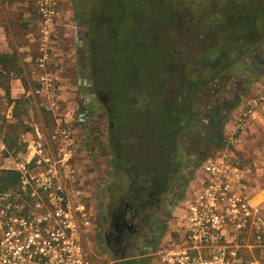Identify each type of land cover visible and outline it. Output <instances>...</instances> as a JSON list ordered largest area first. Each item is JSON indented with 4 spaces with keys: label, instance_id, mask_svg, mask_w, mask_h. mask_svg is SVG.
Returning <instances> with one entry per match:
<instances>
[{
    "label": "rangeland",
    "instance_id": "374dc122",
    "mask_svg": "<svg viewBox=\"0 0 264 264\" xmlns=\"http://www.w3.org/2000/svg\"><path fill=\"white\" fill-rule=\"evenodd\" d=\"M40 1L35 0L29 6L34 15L31 29L37 32V41L33 46L26 44L28 50L17 51L12 58L21 67V75L31 81L29 89L34 93L30 96H38L35 89L43 86L48 91L47 97L64 96L72 103L64 107L63 116L54 111L59 108L56 97L47 98L48 102L50 100L49 104L39 97L36 100L32 98V104L31 100L19 103L18 109L22 115L20 120L13 123L12 113L0 116V146L4 144V152L9 151L15 155L24 150L21 135L29 131L33 134L29 135L32 139L38 134L45 139V134L46 140L52 142L60 139L57 130L61 132L65 129L68 133L69 129L77 126L79 131L81 127L91 131L95 154L90 155L92 157L89 162H85L84 171L89 177L84 183L90 185L91 195H86L84 201L94 222V232L90 239L92 241L94 237L96 240L97 251L107 253L101 249L100 238L107 226L108 207L114 206L117 196L123 192L121 187L114 185L113 155L109 144L110 112L117 106L127 114L130 104L124 98L139 96L141 87L159 77L158 71L163 68L161 58L167 54L166 49L186 57L191 52L202 53L211 45L207 39L214 41L224 30H217L214 37L212 32L206 34L208 20L211 25H220L222 11L231 12L227 15L233 19L238 15L233 11L242 10L243 5L248 6L251 11L260 9L264 6V0H50L54 10L50 20H46ZM101 15L103 20L109 19L111 23L101 26L95 33L97 39L93 43L90 39L92 27ZM113 20H119L118 24H112ZM40 22L43 23L41 30L37 25ZM23 31L25 34L27 32L26 29L22 30L17 36V44L23 40ZM248 63L252 65L255 62L247 57L242 58L232 79L241 80V73L246 70L245 64ZM180 66L184 67V64L181 63ZM230 74L232 70L225 72L227 78ZM251 74L247 73L244 78ZM169 81L171 84L177 83L176 76H172ZM258 81L264 83V73L251 84L249 91ZM249 91L244 96H248ZM219 95L221 94L213 96L217 98ZM202 96L206 94L203 93ZM81 113L88 116L86 123L81 122ZM127 134L125 132L126 136ZM223 156L244 169L245 189L255 192L264 188V180L259 177L254 179L255 171L251 168L254 163L246 161L235 149L227 146L211 149L202 163L210 158ZM202 163L198 156L192 154L188 157L185 172H191L193 166L198 169ZM248 174L250 176L246 177ZM205 177L207 176L202 171H194L189 182L173 185L165 196L162 210L156 214V218L165 226L160 238L164 253H167V244L171 243V238L178 241L185 235L184 201L187 191L200 188ZM126 185L128 189V184ZM122 187L126 186L122 184ZM179 227L182 228L180 233L176 231ZM142 242L140 240L138 243V253L131 252L130 255H142L147 264L168 263L167 257L164 262L158 263L157 255H152L157 252V244L153 245L154 249H139L147 244V241Z\"/></svg>",
    "mask_w": 264,
    "mask_h": 264
},
{
    "label": "trees",
    "instance_id": "16d2710c",
    "mask_svg": "<svg viewBox=\"0 0 264 264\" xmlns=\"http://www.w3.org/2000/svg\"><path fill=\"white\" fill-rule=\"evenodd\" d=\"M233 12L238 15L232 19L227 15L231 12L222 11L220 25L207 21L206 34L212 32L214 37L217 30H224L214 41L207 39L211 45L202 53L191 52L186 57L166 49L159 77L141 87L139 96L124 98L130 104L127 114L117 106L110 112L114 185L130 193L129 203L149 231L150 242L160 241L165 231L156 218L165 196L173 185L189 182L194 174L195 166L185 172L188 157L195 154L202 163L211 149L227 146L225 125L230 114L264 73V6L251 11L243 5L242 10ZM118 22L113 20L112 24ZM105 23L111 21L103 20L102 15L94 22L90 36L93 43L95 33ZM245 57L256 66L245 64L241 80L232 79ZM228 70L232 74L227 78ZM247 73L252 74L244 78ZM172 76H176L177 83H170ZM216 94L221 95L216 98ZM18 180L16 173H6L2 187ZM100 240L103 242L102 236ZM131 256L124 264H147L145 258Z\"/></svg>",
    "mask_w": 264,
    "mask_h": 264
},
{
    "label": "built area",
    "instance_id": "2783aa9c",
    "mask_svg": "<svg viewBox=\"0 0 264 264\" xmlns=\"http://www.w3.org/2000/svg\"><path fill=\"white\" fill-rule=\"evenodd\" d=\"M40 6L50 20V0H41ZM246 124L245 116H239L227 147H236ZM64 130L57 132L65 135ZM29 135L20 141L30 148L15 155L0 146V264H110L107 253L97 251L96 240L90 239L94 222L82 187L65 192L56 173L41 168L46 147L61 138L52 142L45 134V139ZM199 171L207 177L200 188L187 191L186 232L164 253L168 263L264 264V188L245 189L244 169L227 156L206 160ZM9 172L19 180L2 187L1 177Z\"/></svg>",
    "mask_w": 264,
    "mask_h": 264
},
{
    "label": "crops",
    "instance_id": "0c3cea01",
    "mask_svg": "<svg viewBox=\"0 0 264 264\" xmlns=\"http://www.w3.org/2000/svg\"><path fill=\"white\" fill-rule=\"evenodd\" d=\"M35 0H0V116L3 113H12L13 123L20 120L19 103L30 101L32 104V98L36 100L38 97L48 103L47 98H54L59 101L58 109L54 110L56 114L63 116L64 107L72 103L69 98L64 96H48V91L43 86L35 89L36 95L30 96L34 93L29 89L31 81L21 75V67L12 58L17 51H27V46H33L37 41L34 29H31L34 25L32 18L33 12L29 9L30 4H33ZM15 20V22H14ZM29 24H28V23ZM39 28L43 26L40 22ZM27 30L26 34L23 31L22 41L17 44V36L21 34L22 30ZM26 38V39H25ZM27 41V42H26ZM25 49V50H24ZM29 55V54H28ZM30 56V55H29ZM264 83L256 82L251 89L248 96H243L241 104L234 109L230 114L229 119L225 125V135L227 138L236 131V123L239 116H245L247 124L241 133L240 141L234 148L236 153L241 155L246 161L254 163L251 168L255 171V178H261L264 180ZM260 86V87H259ZM263 87V88H261ZM27 112V111H26ZM250 173V172H248ZM250 176L248 174L246 177ZM249 179V178H248ZM168 236L170 237L169 233ZM168 237V240H170ZM175 240V238H171ZM161 241V240H160ZM156 253L158 263L164 262V259L168 257L164 254L163 243L160 244ZM171 241V242H172ZM167 250L169 251L170 243L167 244ZM161 247V248H160ZM163 252V253H162ZM161 258H160V257ZM142 255H137L136 258H141ZM161 260H160V259ZM170 264V263H166Z\"/></svg>",
    "mask_w": 264,
    "mask_h": 264
},
{
    "label": "flooded vegetation",
    "instance_id": "af4514ba",
    "mask_svg": "<svg viewBox=\"0 0 264 264\" xmlns=\"http://www.w3.org/2000/svg\"><path fill=\"white\" fill-rule=\"evenodd\" d=\"M104 103L106 104L107 101ZM80 115L81 122L86 123L88 116H84V113ZM78 131L77 126L75 129H69L68 133L64 130L63 134H66L59 136L60 141L55 142V144H48L46 153L42 155L44 162H42L41 168L56 173L63 184V191H68L70 187L78 188L81 186L84 194L91 195L90 185L84 183L85 180L89 179L84 171L86 169L85 162H89L92 157L90 155L95 154L93 134L85 127H81ZM23 145L25 150L30 148L28 144ZM102 150L104 152V149ZM87 174L89 173L87 172ZM129 195L130 193L124 190L120 196H117L116 201H114L115 205L108 207V221L102 232L101 249L106 250L110 264H124L133 257L130 254L137 251L140 240L147 241V244L139 249L153 248L154 244L159 245L157 240L149 241V231L139 220L135 209L129 203ZM27 199L29 203L33 202L31 197ZM178 243L179 241L173 240L170 243V248L172 249ZM170 248L169 250H171Z\"/></svg>",
    "mask_w": 264,
    "mask_h": 264
}]
</instances>
